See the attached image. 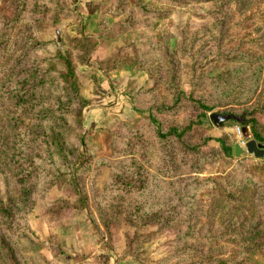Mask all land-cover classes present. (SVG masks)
<instances>
[{"label": "rangeland", "instance_id": "obj_1", "mask_svg": "<svg viewBox=\"0 0 264 264\" xmlns=\"http://www.w3.org/2000/svg\"><path fill=\"white\" fill-rule=\"evenodd\" d=\"M2 30L8 39L0 65L11 73L28 69L30 75L34 67L43 69L41 60L56 49L65 50L88 101L82 129L69 117V124L85 133L90 151L79 175L84 197L69 184L45 186L52 167L45 164L34 204L18 206L21 231L8 237L17 261H258V250L264 249V155L247 151L246 142L254 138L250 124L243 132L236 120L215 125L209 114L249 109L264 139V0H0ZM55 66L63 68V60ZM224 70L230 79L218 83L215 77ZM49 77L39 71L37 81ZM35 82L31 76L27 84L32 98L42 87ZM57 87L58 81L48 90ZM14 100L10 96L5 103ZM46 104L26 98L27 113L18 108V116L27 127L40 123L33 114ZM3 105L0 98V196L13 204L18 199L8 158L13 140ZM201 111L207 125L198 122ZM150 112L165 132L172 125L191 128L180 142L165 140L157 136ZM214 138L223 139L231 156ZM68 140L77 143L73 134ZM237 142L245 152L235 156ZM188 145L199 150L198 172L187 163ZM29 152L38 163L43 158L49 163L41 147L31 144ZM117 167L121 173L114 172ZM112 176L104 195L101 188ZM116 181H130V191ZM99 195L105 211L118 212L108 230L95 208ZM153 214L158 218L152 225L140 222ZM179 233H187L186 239L177 242ZM252 249L257 250L250 254ZM5 256L0 242V264H9Z\"/></svg>", "mask_w": 264, "mask_h": 264}, {"label": "trees", "instance_id": "obj_2", "mask_svg": "<svg viewBox=\"0 0 264 264\" xmlns=\"http://www.w3.org/2000/svg\"><path fill=\"white\" fill-rule=\"evenodd\" d=\"M23 3L24 0H22V4ZM40 16H44V13L41 10ZM36 21L37 23L41 22L40 19H37ZM7 39L8 36L6 35V32L2 30L0 34V57L1 51L6 46ZM77 41L79 42V39H77ZM59 59L63 60V68H57L55 66V61ZM41 61L45 62V66L42 67L43 69L34 67L31 69L30 75L28 69H24V71H20V73H11L9 72L8 65H0V98L4 101L3 109L6 115L5 117L8 120V130L13 140L8 156L9 165L11 166L12 177L16 189L18 190V199L13 204L10 203L9 199H3V197L0 196V242L5 250V257L9 264H23L17 261L15 256L16 247L13 246L14 241L10 244L8 237L15 236L21 231V225L18 223L17 217L18 206L30 207L34 204L36 193L40 190L41 182L44 179L42 172L45 164L52 166L47 171L49 174V180L45 181V186L56 182H58L57 184H69L73 186L74 190L77 191L82 198L84 197V191L81 188L79 175L84 172V169L86 168V161L90 155V151L87 149L85 133L81 134L77 132L75 128L69 124V117L73 116L75 127L82 129L83 109L86 107L88 101L81 93L76 69L68 52L56 49L49 58ZM39 71L48 73V75L50 74V77L46 79V82L45 80L40 81L43 83L37 81ZM226 71L227 70H224L223 73L215 77V79L219 81L218 83L229 81L231 73ZM224 73L226 74L223 75ZM31 76L36 80L34 83L35 87L42 85L33 98L29 96L30 90L27 87ZM18 81L21 82L18 83ZM56 81L60 83V87H57L58 91L52 89L48 90V87L53 86ZM47 82H50L48 86L46 84ZM227 92H230V90H227ZM10 96H13L15 99V104L13 105H10V102L5 103L9 100ZM26 98L28 101L40 99L42 102L47 103L43 109L39 110L38 114H33L40 123H34L30 127H27L24 119L20 115L18 116L17 112V109L19 108L20 113L23 112L22 115H26ZM199 106L204 109L210 108L202 102H199ZM252 114L253 113H250L249 109H243L241 114L235 115L242 116V121H237L239 125L246 127L247 124H250V131L254 137L253 139H255L257 143L264 145V143L260 142L264 139L256 130V121ZM247 116H249V118ZM149 118L154 126L157 136L165 140H169L168 137L172 136L180 142L185 133L191 128V125L185 127L172 125L165 132L162 130L159 119L153 113L150 112ZM47 119L52 121L50 122ZM198 122L203 125L208 124L207 116L204 111L199 113ZM72 134L77 140V143L68 140V137ZM214 140L218 142L219 146L227 156H231V148L225 144L222 138H214ZM31 144H35L45 151L49 163H46L44 158L38 163V161L30 155L29 148ZM188 150L190 152H187L189 156L187 163L193 172H198L197 167L201 165V161L196 153H199V150H197V147L190 145H188ZM116 171L118 173L122 172L119 167L114 169V172ZM116 182L118 185L122 184L126 193L130 191L128 185L130 184V181H123L124 183L121 181ZM113 183L114 179L112 176L110 177V181H107L101 188L102 194H107ZM212 185L224 188L219 182L213 181ZM212 191L213 189H211V192ZM101 198L103 197L100 195L94 198L95 208L98 210V218L101 221L102 226L108 230L109 227L114 224V221L117 222L118 212H114L113 210L105 211L102 203L106 202H102ZM140 207L142 206L138 204L135 206L134 210L139 211ZM161 209L162 207H158L156 211L160 212ZM157 218L158 214H153L146 218L141 216L139 220L143 225H152L153 220ZM186 236L187 233H179L177 242L185 240ZM245 238L248 239L249 237L246 236ZM249 249L250 248L246 249V251ZM256 250L257 249H252L249 253L253 254ZM258 251V261L247 262V264H258L260 261L264 260V249ZM228 262L231 261L217 259L216 263L227 264ZM185 264H194V261ZM234 264H245V262L237 261Z\"/></svg>", "mask_w": 264, "mask_h": 264}, {"label": "water", "instance_id": "obj_3", "mask_svg": "<svg viewBox=\"0 0 264 264\" xmlns=\"http://www.w3.org/2000/svg\"><path fill=\"white\" fill-rule=\"evenodd\" d=\"M209 118L215 125H221L223 122L233 119L236 121H242V116H237L232 113H219L212 112L209 114ZM243 132H247L246 127L242 128ZM246 148L248 152H253L255 156L264 155V145L257 143L255 139H248L246 142ZM245 152V149L237 142L234 144V155L238 156Z\"/></svg>", "mask_w": 264, "mask_h": 264}]
</instances>
